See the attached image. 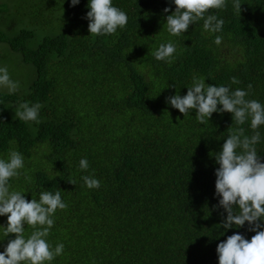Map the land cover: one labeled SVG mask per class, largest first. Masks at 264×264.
<instances>
[{
	"label": "trees",
	"instance_id": "1",
	"mask_svg": "<svg viewBox=\"0 0 264 264\" xmlns=\"http://www.w3.org/2000/svg\"><path fill=\"white\" fill-rule=\"evenodd\" d=\"M234 2L206 14L224 21L221 31H206L198 20L180 36L167 29L174 0H112L128 23L99 36L89 33V0L76 6L38 0L29 10L31 23L25 6L0 4V12L23 19L14 37L0 29V44L38 72L25 94L0 93V159L8 160L11 151L24 158L10 191L29 202L60 191L67 204L52 217L46 238L53 249L62 243L63 254L46 264H219V243L256 234L247 222L223 228L227 213L215 189L216 156L238 128L254 134L251 118L238 125L231 113L217 112L201 124L195 109L184 116L167 102L186 95L196 77L230 91L251 84L245 99L264 105V0H239L240 13ZM42 19L48 34L36 43L38 33L29 25ZM169 42L176 47L172 62L156 60L159 46ZM233 77L240 82L233 84ZM24 102L42 105L39 122L15 116ZM256 131L264 163V125ZM81 159L88 161L86 171ZM83 176L98 179L100 187L89 189ZM6 227L7 216H0V252L15 238L5 236ZM34 230L25 224V238Z\"/></svg>",
	"mask_w": 264,
	"mask_h": 264
},
{
	"label": "clouds",
	"instance_id": "2",
	"mask_svg": "<svg viewBox=\"0 0 264 264\" xmlns=\"http://www.w3.org/2000/svg\"><path fill=\"white\" fill-rule=\"evenodd\" d=\"M80 0H71V6L79 4ZM175 11L166 17L167 29L173 36H180L188 31L189 26L198 20H203L206 31L216 33L222 30L224 21L216 15L208 14L212 9H224L226 0H174ZM90 11L88 29L92 35H112L117 29H123L128 23L127 14L113 6L112 0H89ZM233 7L241 12V3L235 0ZM165 8L164 12H169ZM222 37L217 36L215 43L221 44ZM176 47L173 43L161 44L154 53L156 60L172 62ZM240 81L232 78L233 84ZM0 87H6L10 94L18 90L19 83L13 81L7 67L0 68ZM175 87V85H169ZM209 85L203 79L193 77L192 86L183 97L179 94L167 98V102L178 109L184 116L191 110H196V118L204 124L210 120L213 113H231L238 125H243L249 117L254 134L246 136L244 128H238L230 134L222 145V151L216 156L219 168L216 169V195L221 197L219 207L227 213L223 221L225 230L235 226L241 228L245 222L249 230L256 234L250 240L241 234L228 236L217 246L219 264H264V163L258 155L255 145L260 141V132L256 131L264 125V105L256 100L245 99L252 90ZM218 105L222 107H218ZM40 103L29 105L21 103L15 111V116L28 122H39ZM237 149H241L238 153ZM24 168V158L18 151H11L9 159H0V216H7L5 236L15 234L3 252H0V264H46L55 257L62 255L64 245L57 244L53 249L47 242L50 229L54 226L52 218L56 211L64 210L67 204L62 200L60 191L54 194L42 192L39 201L25 199L23 193L10 191L9 180L19 177ZM80 168H89L86 159L80 160ZM89 189H98L100 181L92 176H83ZM75 185L74 180L69 181ZM238 207L239 212L234 208ZM25 224L35 229L30 237L25 238Z\"/></svg>",
	"mask_w": 264,
	"mask_h": 264
},
{
	"label": "rangeland",
	"instance_id": "3",
	"mask_svg": "<svg viewBox=\"0 0 264 264\" xmlns=\"http://www.w3.org/2000/svg\"><path fill=\"white\" fill-rule=\"evenodd\" d=\"M36 1L38 0H0V4L12 3L13 6H25L26 8L23 9L27 10L28 12H26L24 16L31 23L32 17L29 10L36 3ZM0 17L3 19V21H0V29L4 32L7 31L10 37H14L17 30L20 29L19 25L23 24V19H21L22 13H12V11L6 13L0 12ZM29 29L38 33V35L36 36V43H39L44 38V36L48 34V27L44 19L40 21L39 25H29ZM3 67H7L10 78L13 81H17L19 83L18 90L12 94H25L30 90L34 82L38 79V72L36 67L24 62L22 55L18 51L2 43L0 44V68ZM68 90H70V87L66 89L65 94ZM0 93L10 94L6 87H0ZM7 108L14 112L16 106L13 104H9Z\"/></svg>",
	"mask_w": 264,
	"mask_h": 264
}]
</instances>
